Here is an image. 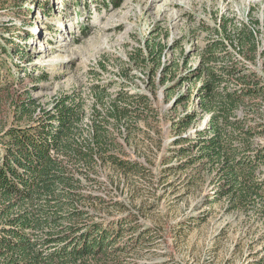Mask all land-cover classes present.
I'll return each mask as SVG.
<instances>
[{
    "label": "rangeland",
    "instance_id": "obj_1",
    "mask_svg": "<svg viewBox=\"0 0 264 264\" xmlns=\"http://www.w3.org/2000/svg\"><path fill=\"white\" fill-rule=\"evenodd\" d=\"M104 2L0 0V134L55 112L66 96L83 100L88 137L96 94L104 96L103 116L114 101L141 108L138 121L123 124L128 141L121 153L141 171L126 175L99 167L100 187L87 185L86 193L103 201L82 205L91 222L108 228L131 220L118 242L124 249L90 256L86 264H261L264 207L245 213L219 201L218 180L205 160L180 169L197 150L181 155L187 148L180 153L175 123L198 108L195 94L202 82L194 71L206 39L218 36L214 28L221 18L256 29V58L235 47L234 52L264 86V0H124L118 9ZM149 46L162 47L158 67H141L133 59ZM137 95L146 96L151 108ZM256 98L263 106H241L236 115L251 118L249 126L263 124L253 138L254 147L263 148L264 100ZM24 106H31L26 116ZM208 120L197 118L184 136L195 143Z\"/></svg>",
    "mask_w": 264,
    "mask_h": 264
},
{
    "label": "trees",
    "instance_id": "obj_2",
    "mask_svg": "<svg viewBox=\"0 0 264 264\" xmlns=\"http://www.w3.org/2000/svg\"><path fill=\"white\" fill-rule=\"evenodd\" d=\"M123 2L106 0L104 6L118 9ZM214 31L218 36L206 39L194 71L196 80L202 82L195 94L198 108L175 123L180 153L187 148L181 155L197 150L179 168L205 160L218 180L216 198L226 200L233 210L248 213L259 204L264 207V147L253 144L263 124L249 126L251 118H239L236 113L241 106H263L256 97L264 100V86L256 84V75L247 70L234 47L255 59L259 42L256 29L237 26L227 17L220 19ZM162 52V47L149 46L145 51L138 49L137 60L133 59L141 67H158ZM261 54L264 57V48ZM96 95L99 100L91 114L90 137L83 134L84 102L71 96L62 98L55 112L44 111L32 124L0 134V264H86L90 256L105 258L123 251L118 242L131 220L108 228L102 222H91L93 215L82 205L103 201L86 193L87 185L100 187L95 177L99 167L112 166L126 175L141 171V165L121 153L128 141L123 124L129 119L138 121L143 113L141 108L114 101L103 116L99 105L104 96ZM136 99L151 108L146 96ZM30 107L24 106V116ZM205 116L209 117L206 128L195 143L190 142L185 131ZM119 134L124 137L122 142ZM185 143L191 144L184 147ZM147 233H140L138 239Z\"/></svg>",
    "mask_w": 264,
    "mask_h": 264
}]
</instances>
